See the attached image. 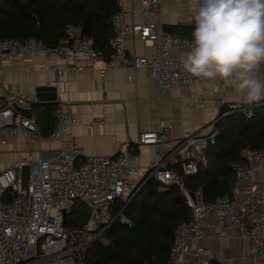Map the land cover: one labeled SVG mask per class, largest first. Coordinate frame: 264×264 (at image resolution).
<instances>
[{
    "label": "built area",
    "instance_id": "2783aa9c",
    "mask_svg": "<svg viewBox=\"0 0 264 264\" xmlns=\"http://www.w3.org/2000/svg\"><path fill=\"white\" fill-rule=\"evenodd\" d=\"M126 1L131 3L127 9ZM166 0H117L118 11L111 19L113 38L107 58L96 51L94 40L84 37L79 28L69 27L66 35L69 52L63 48L47 49L36 39H8L0 43V53L8 62L15 59H36L46 51L63 57L65 64L48 69L60 81L65 75L98 71L102 77L119 67L148 69L160 97L172 98L177 89L193 94L208 79L186 73L182 60L172 57L173 47L188 50L190 40L164 34L158 11ZM136 14L138 17L136 18ZM139 39L155 47L152 57H130L127 42ZM0 146L10 139L24 136L41 143L44 136L35 116H25L18 108L26 100L8 96L0 85ZM34 102V99H30ZM233 107L251 119L255 107ZM94 119V124L104 123ZM77 120L69 102H56L55 127L48 141L70 137ZM93 125V124H92ZM172 127L166 120L154 130L141 133L138 144L155 147L158 158L149 170L146 181L130 182L135 171L129 145L117 157L89 156L83 161L79 150L60 153L55 163L47 159L16 162L0 172V264H86L92 244L103 238L114 223L124 217L126 208L149 180L163 187L180 189L191 209L188 221L176 234L170 264H189L192 253L199 264H211L210 251L201 242L210 239L203 223L215 216L221 228L235 229L250 247L247 258L252 264H264V186L247 187L255 168L264 162V150H250L243 164H232L236 187L230 195L207 203L202 190L190 191L185 180L208 167L207 150L215 146L219 131L189 134L164 149L171 140ZM81 202L89 211V222L83 227L68 226L72 208ZM116 214V215H115ZM125 218V217H124ZM224 233H221L223 236Z\"/></svg>",
    "mask_w": 264,
    "mask_h": 264
},
{
    "label": "crops",
    "instance_id": "0c3cea01",
    "mask_svg": "<svg viewBox=\"0 0 264 264\" xmlns=\"http://www.w3.org/2000/svg\"><path fill=\"white\" fill-rule=\"evenodd\" d=\"M125 6L130 9L131 3L126 1ZM195 8V0H166L158 11L161 25L169 27L168 35L191 41L194 24L189 21ZM127 48L130 57H152L156 51L153 45L139 39L129 40ZM187 51L184 47H173L171 54L174 59L183 60ZM68 52L69 48H63V54ZM63 64V57L48 51L36 59H15L12 62L0 53V85L8 96L25 98L19 107L30 109L32 115L39 119V128L44 136L41 143L19 136L0 146V172L26 159L36 162L43 158L55 163L60 153L73 147L79 150V158L83 161L89 156L117 157L129 145L135 168L130 182L138 185L146 181L151 164L158 158L155 147L138 144L141 133L154 130L162 120L168 121L172 130L171 140L163 146L167 149L186 135L207 134L217 130L216 125L222 119L243 114L238 110L234 112L233 107H249L237 100L232 88L220 80H207L193 94L177 89L174 97L167 98L160 97L148 69L119 67L107 71L105 77L98 71H90L65 75L58 81L48 69ZM40 89H55L56 102L72 105L77 123L72 127L69 138L48 141L47 137L55 127L56 102L52 104L36 99ZM53 94V91H44L41 95L47 100ZM2 102L0 98V106ZM252 106L264 110V101L259 106ZM224 109L228 112L222 116ZM97 118H104V123L94 124ZM249 151H244L243 156ZM246 186H264V162L255 168L253 178ZM235 187L236 178L233 189ZM203 227L211 238L202 241L201 246L210 251L212 262L252 264L247 258L250 244L239 237L235 229L221 228L215 216L208 217ZM186 259L189 264H199L192 253Z\"/></svg>",
    "mask_w": 264,
    "mask_h": 264
},
{
    "label": "trees",
    "instance_id": "16d2710c",
    "mask_svg": "<svg viewBox=\"0 0 264 264\" xmlns=\"http://www.w3.org/2000/svg\"><path fill=\"white\" fill-rule=\"evenodd\" d=\"M117 11V0H0V43L33 38L47 49H58L67 40L68 28L75 27L109 58L111 19ZM227 112L222 110V116ZM241 115L217 123V143L206 152L208 167L185 180L190 191H203L207 203L233 190L236 176L231 165L245 162L244 151L264 150V110L257 107L251 119ZM190 216L178 187L149 180L124 212L135 226L118 219L92 244L86 264H170L177 230ZM89 219L75 203L68 226L83 227Z\"/></svg>",
    "mask_w": 264,
    "mask_h": 264
},
{
    "label": "clouds",
    "instance_id": "9594fccd",
    "mask_svg": "<svg viewBox=\"0 0 264 264\" xmlns=\"http://www.w3.org/2000/svg\"><path fill=\"white\" fill-rule=\"evenodd\" d=\"M186 73L220 80L244 105L264 101V0H195Z\"/></svg>",
    "mask_w": 264,
    "mask_h": 264
},
{
    "label": "water",
    "instance_id": "95a60500",
    "mask_svg": "<svg viewBox=\"0 0 264 264\" xmlns=\"http://www.w3.org/2000/svg\"><path fill=\"white\" fill-rule=\"evenodd\" d=\"M168 26H162V30L164 32V34L168 35ZM70 44L69 43H65L61 45V48H69ZM44 91H53L54 94L52 96L49 97V99L45 100V97H43L44 95H41ZM36 99H38L40 102H48V103H54L57 101V95H56V91L55 89H49V90H45V89H40L37 93ZM18 110L24 114L25 116H32V111L30 109H24V108H18ZM121 222L124 224H129L130 226L134 227L135 225L133 223H128L126 218L122 217L121 218Z\"/></svg>",
    "mask_w": 264,
    "mask_h": 264
},
{
    "label": "rangeland",
    "instance_id": "374dc122",
    "mask_svg": "<svg viewBox=\"0 0 264 264\" xmlns=\"http://www.w3.org/2000/svg\"><path fill=\"white\" fill-rule=\"evenodd\" d=\"M76 207L82 210L83 212H89L88 209L83 204H81V202H76Z\"/></svg>",
    "mask_w": 264,
    "mask_h": 264
}]
</instances>
